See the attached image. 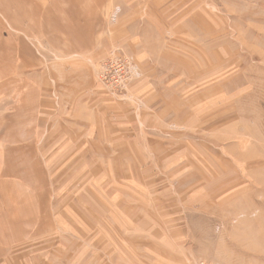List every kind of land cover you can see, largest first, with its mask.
I'll list each match as a JSON object with an SVG mask.
<instances>
[{
	"label": "crops",
	"instance_id": "0c3cea01",
	"mask_svg": "<svg viewBox=\"0 0 264 264\" xmlns=\"http://www.w3.org/2000/svg\"><path fill=\"white\" fill-rule=\"evenodd\" d=\"M67 1L0 0V263L155 264L150 256L177 255L187 209L212 205L234 173L212 151L217 106L195 90L202 48L199 59L187 53L203 0ZM112 5L121 12L109 26ZM21 35L64 60L45 70ZM115 50L143 77L124 102L94 80L96 61Z\"/></svg>",
	"mask_w": 264,
	"mask_h": 264
},
{
	"label": "rangeland",
	"instance_id": "374dc122",
	"mask_svg": "<svg viewBox=\"0 0 264 264\" xmlns=\"http://www.w3.org/2000/svg\"><path fill=\"white\" fill-rule=\"evenodd\" d=\"M115 8L119 12L112 20ZM203 8V21L199 17L193 20L195 26L203 24V31L197 42L189 33L188 41L197 47L188 48L187 53L199 59L202 50L203 62L198 60L195 70L202 67L204 74L194 85L196 93L204 94L201 102L217 106L219 144L212 151L220 160L205 150L201 154L205 161L212 158L213 170L217 169L216 160L220 165L226 160L234 173L211 193L212 205L187 209L185 224L178 230L181 238L172 235L177 239L172 245L177 255L156 254L149 260L155 264H264V0H203ZM120 12L119 6H111L109 26L117 23ZM23 40L45 70L64 60L61 52L40 39ZM112 57H128L139 68L133 57L121 50L97 60L94 80L107 95L96 72ZM139 71L141 77L130 84L123 100L109 97L126 101L130 88L143 79ZM48 82L53 84L51 79ZM212 110L208 114L214 113ZM162 242L157 243L162 246ZM140 261H145L143 256Z\"/></svg>",
	"mask_w": 264,
	"mask_h": 264
},
{
	"label": "built area",
	"instance_id": "2783aa9c",
	"mask_svg": "<svg viewBox=\"0 0 264 264\" xmlns=\"http://www.w3.org/2000/svg\"><path fill=\"white\" fill-rule=\"evenodd\" d=\"M118 12L117 8L113 10L112 20H115ZM106 64L96 72L99 83L110 97L123 100L130 84L141 77L139 68L128 57L121 60L112 57Z\"/></svg>",
	"mask_w": 264,
	"mask_h": 264
},
{
	"label": "bare ground",
	"instance_id": "6f19581e",
	"mask_svg": "<svg viewBox=\"0 0 264 264\" xmlns=\"http://www.w3.org/2000/svg\"><path fill=\"white\" fill-rule=\"evenodd\" d=\"M29 1V0H28ZM92 1V0H91ZM17 2V1H16ZM67 2H69V0L67 1ZM72 5V4H71ZM74 5V4H73ZM72 5V6H73ZM3 6V5H2ZM76 6V5H75ZM77 7V6H76ZM24 8H26V7H24ZM75 10H76V8H75ZM32 14V13H31ZM9 15V14H8ZM33 15V14H32ZM38 15V14H37ZM36 15V16H37ZM2 17V16H1ZM34 17H35V15H34ZM11 18V17H10ZM13 18V17H12ZM36 18V17H35ZM66 18V17H65ZM4 19V18H3ZM208 19V18H207ZM25 20V19H24ZM62 20V19H61ZM31 21V20H30ZM25 22V21H24ZM38 22V21H37ZM7 23V22H6ZM31 24V23H30ZM50 24V23H49ZM16 25V24H15ZM84 25V24H83ZM10 26V25H9ZM33 26V25H32ZM32 26H31V28H32ZM85 26V25H84ZM11 27V26H10ZM9 27V28H10ZM3 29V28H2ZM51 29V28H50ZM62 29V28H61ZM64 30V29H63ZM68 30V29H67ZM10 31V30H9ZM8 31V32H9ZM16 31V30H15ZM239 31V30H238ZM64 32V31H63ZM3 34V33H2ZM55 34V33H54ZM62 35V34H61ZM69 35V34H68ZM12 36V35H11ZM56 36V35H55ZM63 36V35H62ZM69 37H70V35H69ZM15 41H17V40H15ZM225 45V44H224ZM223 45V46H224ZM249 47V46H248ZM223 48V47H222ZM221 49V48H220ZM227 49V48H226ZM248 49V48H247ZM247 49H246V51H247ZM245 51V50H244ZM224 52V51H223ZM182 56V55H181ZM247 57V56H246ZM106 61V60H105ZM203 62V61H202ZM244 62V61H243ZM19 63V62H18ZM17 63V64H18ZM195 65V64H194ZM242 67V66H241ZM181 68H182V66H181ZM240 69H242V68H240ZM194 70V69H193ZM220 70V69H219ZM192 71V70H191ZM198 71V70H197ZM196 72V71H195ZM241 72V71H240ZM187 73V72H186ZM194 73V72H193ZM245 74V73H244ZM188 76V75H187ZM186 78H188V77H186ZM15 80V79H14ZM237 81V80H236ZM16 83V82H15ZM12 85V84H11ZM237 85V84H236ZM2 86V85H1ZM22 90V89H21ZM23 104V103H22ZM22 106V105H21ZM22 108V107H21ZM194 115V114H193ZM31 119V118H30ZM8 120V119H7ZM6 125V124H5ZM24 127V126H23ZM21 128V127H20ZM25 129H26V127H25ZM109 132V131H108ZM1 134V133H0ZM34 137H35V135H34ZM34 142V141H33ZM59 142H60V140H59ZM76 143V142H75ZM34 144V143H33ZM97 144V143H96ZM102 145V144H101ZM49 146V145H48ZM35 147V146H34ZM80 149V148H79ZM88 149V148H87ZM86 149V150H87ZM53 152V151H52ZM36 153H37V151H36ZM16 156H18V154L16 155ZM35 156V155H34ZM33 155H32V157H34ZM49 156V155H48ZM68 156V155H67ZM47 157V156H46ZM45 157V158H46ZM71 157V156H70ZM22 158V157H21ZM36 159V158H35ZM65 159V158H64ZM27 161H28V159H26ZM44 160H46V159H44ZM31 161H32V158H31ZM34 161V160H33ZM39 161H40V159H39ZM63 161V160H62ZM29 162V161H28ZM42 162V161H41ZM79 163V162H78ZM77 163V164H78ZM28 164V163H27ZM128 165V164H127ZM37 167V166H36ZM29 168H31V167H29ZM40 168V167H39ZM76 171V170H75ZM188 171V170H187ZM30 172V171H29ZM34 172V171H33ZM43 172V171H42ZM46 172V171H45ZM31 173V172H30ZM40 173V172H39ZM44 173V172H43ZM41 174V173H40ZM42 175V174H41ZM214 176V175H213ZM46 177H47V175H46ZM4 178V177H3ZM8 178V177H7ZM57 178V177H56ZM217 178V177H216ZM9 180H10V178H9ZM15 180V179H14ZM120 180V179H119ZM36 181H37V177H36ZM66 181V180H65ZM16 182V181H15ZM33 182H35V181H33ZM13 184H14V182H12ZM17 183V182H16ZM115 183V182H114ZM2 184V183H1ZM6 184V183H5ZM23 184V183H22ZM37 184H39L38 182H37ZM41 184H43V182L41 183ZM49 184V183H48ZM117 184V183H116ZM18 186H19V184H17ZM17 185H16V187H17ZM40 185V184H39ZM6 186V185H5ZM15 186V185H14ZM26 186V185H25ZM25 186H24V188H25ZM38 186V185H37ZM22 187V186H21ZM54 187V186H53ZM1 188V187H0ZM35 188V187H34ZM42 188V187H41ZM49 188V187H48ZM13 189V188H12ZM5 190V189H4ZM14 190V189H13ZM19 190V189H18ZM38 190H39V188H38ZM37 190V191H38ZM51 190V189H50ZM88 190V189H87ZM1 191V190H0ZM42 191V190H41ZM14 192V191H13ZM18 192V191H17ZM31 192V191H30ZM50 192V191H49ZM54 194V193H53ZM4 195V194H3ZM40 195V194H39ZM2 196V195H1ZM34 196V195H33ZM38 196V195H37ZM8 197V196H7ZM52 197V196H51ZM69 197V196H68ZM112 197V196H111ZM87 199V198H86ZM21 200H23V199H21ZM36 200V199H35ZM85 200V199H84ZM97 200V199H96ZM98 201V200H97ZM18 202V201H17ZM30 203V202H29ZM115 203V202H114ZM113 203V204H114ZM9 204V203H8ZM83 204V203H82ZM18 205V204H17ZM102 205V204H101ZM21 206H24V205H21ZM89 206V205H88ZM86 207V206H85ZM7 208V207H6ZM34 208V207H33ZM89 208V207H88ZM21 209V208H20ZM109 209H110V207H109ZM119 209V208H118ZM26 210V209H25ZM33 210V209H32ZM31 210V211H32ZM3 212V211H2ZM25 212V211H24ZM26 212H28L27 210H26ZM114 212V211H113ZM246 212V211H245ZM13 213V212H12ZM64 213V212H63ZM115 213V212H114ZM53 214V213H52ZM65 214V213H64ZM12 215V214H11ZM29 215V214H28ZM102 215V214H101ZM10 217V216H9ZM29 217V216H28ZM54 217V216H53ZM111 217V216H110ZM113 217V216H112ZM69 218V217H68ZM13 219H15V218H13ZM39 219H40V217H39ZM18 220V219H17ZM20 220V219H19ZM9 221H10V219H9ZM13 221V220H12ZM55 221V220H54ZM8 222V221H7ZM21 222V221H20ZM29 222V221H28ZM34 222V221H33ZM116 222V221H115ZM4 223H5V220H4ZM23 223H24V221H23ZM11 224V223H10ZM35 224V223H34ZM59 224V223H58ZM116 224V223H115ZM9 225V224H8ZM27 225V224H26ZM29 225V224H28ZM60 226V225H59ZM65 226V225H64ZM96 226V225H95ZM98 226V225H97ZM117 226V225H116ZM10 227V226H9ZM5 228V227H4ZM29 228V227H28ZM62 228V227H61ZM105 230V229H104ZM2 231H3V229H2ZM9 231V230H8ZM54 231V230H53ZM71 231V230H70ZM117 232V231H116ZM1 237V236H0ZM2 244V243H1ZM3 245V244H2ZM1 248V247H0ZM5 249V248H4ZM2 250H3V248H2Z\"/></svg>",
	"mask_w": 264,
	"mask_h": 264
}]
</instances>
